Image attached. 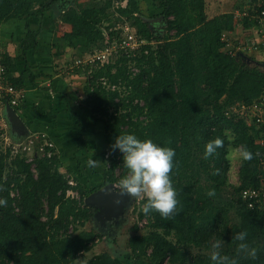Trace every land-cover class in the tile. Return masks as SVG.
Segmentation results:
<instances>
[{"label": "trees", "instance_id": "trees-1", "mask_svg": "<svg viewBox=\"0 0 264 264\" xmlns=\"http://www.w3.org/2000/svg\"><path fill=\"white\" fill-rule=\"evenodd\" d=\"M206 5V0H151L155 15L143 17L136 0H91L87 7L79 0H0V24L13 19L25 22L23 56L39 47V32L29 29V19H42L50 11H56L59 22L69 26L63 36H54L52 46L57 50L73 48L86 55L110 48L124 40L127 21L139 43L114 64L83 65L88 97L79 107L89 106L98 116L105 130V155H109L101 163L106 169L94 177L98 185L88 186L84 158L64 164L54 150L51 157H35L27 163L26 157H11L10 150L0 152V165L5 166L0 197L8 201L0 208V264H76L92 248L100 235L80 230L93 215L84 199L107 184L119 183L126 174L122 154L110 149L115 137L122 134L151 139L176 153L169 173L177 191L176 214L166 219L139 210L138 219L146 220L147 232L129 238L130 264H211V245L219 239L224 242L222 254L236 255L237 242L232 237L239 231H247V242L257 249L255 259L241 258V264H264V209H248L241 196L244 189L264 184L258 160L264 147L256 142L264 126H249L247 111L243 115L231 110L238 103L251 106L261 97L264 62L261 67L248 64L252 56L236 51L241 43L230 42L226 35L234 29V16L224 13L208 18ZM160 16L159 24L144 22V18ZM238 22L253 25L246 18ZM1 63L12 85L25 89L22 76H15L16 61L3 53ZM26 102L27 98L22 113ZM59 108L52 121L60 117ZM15 112L21 116L17 109ZM70 116L79 145L78 118L71 112ZM217 137L223 140V147L205 159L204 145ZM241 146L253 158L240 161L239 183L229 185V148ZM117 168L122 170L119 177L114 176ZM66 174L74 178L75 186L68 185ZM230 187L231 196L226 192ZM209 189H215V197L206 195ZM67 190L77 192L78 199L66 197ZM230 209L235 218L229 215ZM132 229L137 231V225ZM83 264L117 263L103 253Z\"/></svg>", "mask_w": 264, "mask_h": 264}, {"label": "rangeland", "instance_id": "rangeland-1", "mask_svg": "<svg viewBox=\"0 0 264 264\" xmlns=\"http://www.w3.org/2000/svg\"><path fill=\"white\" fill-rule=\"evenodd\" d=\"M139 3L140 9L143 11V17H153L154 10L151 11V0H136ZM234 0H206V7H220L219 12H225L230 9H232V2ZM79 3L83 7H87L91 4V0H79ZM208 12V10H207ZM50 12L49 14H51ZM48 14V13H47ZM54 17V19H53ZM53 17L51 16L52 23L54 24L58 35H62L65 30L61 28L62 24L59 22V19H57L56 11L53 14ZM56 21V23L54 22ZM23 21L19 19H15V23H20L19 26H21V23ZM127 25H130V23L127 21ZM65 26V25H64ZM67 26V25H66ZM19 28V33L16 35L18 38L21 37L19 35L24 36V31ZM2 31L3 34V40H0V55L4 52H6V49L8 47V42H11L14 40V36H8L9 30L6 28L4 31ZM161 35H164L165 33L161 31ZM26 35V34H25ZM226 35H229V32H226ZM7 37V40H6ZM11 46V45H10ZM138 48L139 45H135V48ZM67 47H60V49H53L52 53L55 51L60 54L55 56L54 60H52V63H54L52 66L56 69V72L53 74L55 77L58 78L57 83L55 84L56 88L58 90H63L66 93V97L61 100V96H57L58 104L57 108L61 110V107L67 102L66 104L68 106V110L78 118L79 126H80V136L81 140L79 142V146L81 149V153L84 157H80V154H76L77 158L85 160V165L83 168L88 174V186L94 187L98 185L99 180H95L94 177L97 176V171H104L106 169V166H101V163L104 161V158L106 155V152L108 151L106 145L104 144V138H105V130L103 125L98 122L99 118L96 114L91 113L89 106H82L79 107L82 102L88 97L86 93V77L83 74H77L75 71V68H71L69 70V64L75 63V60L83 61L85 57V54L79 52L78 49L69 48L68 51H66ZM65 51V52H64ZM16 50H13L10 48L9 52H7V56L14 55L13 60L15 59ZM21 57V56H20ZM263 59H260L259 57L253 56L251 60H247L248 64L252 66H258L260 63H263ZM109 63L112 62V64L115 63L114 59L108 60ZM20 70L23 71V62H21ZM261 67V65H259ZM83 68V67H82ZM84 68L82 70V73H84ZM50 78V77H49ZM120 97H123L124 90L121 88L120 90ZM142 102H140L141 105ZM45 105L43 108H41L43 111H45ZM28 109L26 108V113L24 114V118L27 120V122H32L33 119L36 118V122L30 123V129L23 133H18L15 130H12L10 127L9 122L7 121L6 114H3L2 108H0V152H5V142L12 143L18 145V149L21 152V154H18L16 156L20 157H28V159H34L35 157H43V155L39 154V144L41 145V135H37L36 130H40L44 128L45 118H50V115L46 113H40L35 110V106L33 102H29ZM48 109V108H47ZM46 109V110H47ZM111 112L114 111V109L110 110ZM56 112V111H55ZM69 112V113H70ZM25 113V112H24ZM31 114H33L31 116ZM22 115V113H21ZM35 117V118H32ZM72 118V117H71ZM51 119H49L48 122H50ZM52 121V120H51ZM75 122V121H74ZM64 126V125H63ZM74 130H76L75 124L73 125ZM31 131V132H30ZM33 131V132H32ZM25 135V136H24ZM11 139V140H10ZM38 140H41V143H39ZM33 144L31 145V142ZM26 148L25 151H22L21 149ZM13 157V156H11ZM106 157H109L107 154ZM87 158H94L98 160L100 163L97 164V166L92 170L90 167L86 165ZM228 162H229V171H228V179L227 182L229 185L237 186L238 185V170L241 158L239 156V149H234L232 147L229 148V153L227 156ZM107 160V159H106ZM4 165H0V176L5 174ZM92 171V173H91ZM122 170L119 168L115 169L114 176L119 177ZM60 172L64 173V170L61 168ZM66 179L70 182H72V186H75L74 178L69 175H65ZM116 186L120 187L119 183H114ZM230 196L232 193L231 187L228 188L226 191ZM225 192V193H226ZM223 194V199L225 198ZM144 199V197L139 198H129L128 203L125 205L123 209V216L119 217L118 221L111 225L110 223H106V227H104L102 230L98 227L95 218L91 217L90 220H88L84 226L80 230H94V232L98 233L100 237L93 243L92 248L88 251L83 253L78 257L76 260V264H83L96 255H100L103 253H107L110 255L113 260L117 264H130L128 256L129 254V248H128V240L131 236L138 234V235H144L147 232L146 229V220L142 219L141 221L138 219V212L139 210H142V205H140V201ZM221 203V202H220ZM93 211V209H92ZM229 215L232 218L234 217V209L229 210ZM117 219V218H116ZM137 225V231H133V227ZM169 240L171 237H169ZM190 252L194 253L196 252L195 249H190ZM128 259V260H127ZM131 264L133 262L131 261ZM167 264V263H166Z\"/></svg>", "mask_w": 264, "mask_h": 264}, {"label": "crops", "instance_id": "crops-1", "mask_svg": "<svg viewBox=\"0 0 264 264\" xmlns=\"http://www.w3.org/2000/svg\"><path fill=\"white\" fill-rule=\"evenodd\" d=\"M243 0H234L232 2V9L225 11V12H219V8L217 5L216 7L209 6L206 7V11L208 10L209 17L213 18L215 16H219L224 13H231L234 17V29L229 32V35L227 36L230 39V42L232 41H239V42H245L246 40H249L250 38L254 37V30L252 26H245L243 23H239L237 20H235V13L236 11L243 8L244 5ZM52 12L51 14H49ZM48 14L46 13L42 19L40 18H30L28 21V26L31 31L39 32L37 36V41L39 43V47L34 52H28L26 55H22V48L26 42V28H25V22L23 20L21 23H15V19L10 20L8 22H5L3 24H0V30H5L6 28L9 30L8 36H14L19 33V28L23 30L24 36L19 35L21 37H17L11 42H8V47L6 49L5 54L9 52L10 48L13 50H16V57L15 61L17 63V73L15 76L21 75L22 80L25 82V89L27 91V102H26V108L28 109L29 102H33L35 106V110L40 113H46L50 115V118L52 119L53 114H55V109L57 108V105L59 107L57 96H61V100L66 97V93L62 90H58L55 86L57 83L58 78L53 76V74L56 72V69L52 66L54 63H52V60H54V55H57V52L55 51L52 53L53 49H56V47L52 46V40L54 36L61 37L64 35L65 32L69 31V26H64L62 24L61 28L65 30V32L62 35H58V32L52 23L51 16L53 17L54 12L50 11ZM54 19V17H53ZM20 20V19H19ZM55 20V19H54ZM56 23V21H54ZM20 30V31H21ZM17 33V34H16ZM14 34V35H13ZM6 37V40H7ZM0 40H3V34L2 31H0ZM11 45V46H10ZM69 48L65 49L68 51ZM65 52V51H64ZM247 56H255L259 57L260 59H263L264 61V50H258V51H252L249 53H246ZM11 59L14 58V55H8ZM21 56V57H20ZM60 56V54L58 55ZM21 62H23V72L20 70ZM30 77L33 78V83H29ZM50 77V78H49ZM34 85V86H32ZM45 105V111H43L41 108H43ZM67 102L61 107L60 111V117L55 118L54 121H49L48 117L45 118V124L43 125L44 128L40 130L33 129L38 131L37 135H41L44 138L41 140H45L47 142H50L53 144L55 154L62 159V162L64 164H70L74 159H76V154H80V157H84L81 153V149L78 145V142L76 141V130H74L72 125V118L70 116L69 110L67 109L68 106ZM48 108V109H47ZM47 109V110H46ZM27 110H25V113H22L21 116H19L25 126L27 131L30 129V123H35L36 118L32 120V122H27V120L24 118V114ZM18 114V113H17ZM33 114H31L32 116ZM26 122L28 124H26ZM64 125V126H63ZM26 131V132H27ZM31 132V131H30ZM33 132V131H32ZM25 136V135H24ZM99 190V189H98ZM93 208V207H92ZM122 215L118 216L119 217ZM112 218H114L112 216ZM117 220L116 218H114Z\"/></svg>", "mask_w": 264, "mask_h": 264}, {"label": "clouds", "instance_id": "clouds-1", "mask_svg": "<svg viewBox=\"0 0 264 264\" xmlns=\"http://www.w3.org/2000/svg\"><path fill=\"white\" fill-rule=\"evenodd\" d=\"M221 147L223 140L219 137L207 142L204 145V158L213 156ZM110 149L118 150L122 154V166L126 169V174L119 180V195L144 197V214L158 213L166 219L175 215L178 204L177 191L169 175L173 168L175 150L159 146L151 139L141 140L135 134L116 136ZM239 156L242 161L253 158L252 152L243 146L239 149ZM98 163L94 158L86 161L90 168H95ZM206 195L215 197V189H209ZM7 204L8 201L0 197V208L6 207ZM247 237V231H239L233 235L232 240L237 242L235 256L222 254L221 247L224 242L221 239L212 243L209 256L211 264H241V258L255 259L257 249L249 245Z\"/></svg>", "mask_w": 264, "mask_h": 264}, {"label": "built area", "instance_id": "built-area-1", "mask_svg": "<svg viewBox=\"0 0 264 264\" xmlns=\"http://www.w3.org/2000/svg\"><path fill=\"white\" fill-rule=\"evenodd\" d=\"M244 7L241 10L236 11L235 20L240 21V19L246 18L249 21H252V27L254 30V37L246 40L245 42H240L241 45L235 50L243 53H249L252 51L264 50V0H243ZM130 25H126L123 28L124 40L120 43H113L110 48L96 49L90 54H86L83 61L75 60V63L69 64V70L75 68V71L82 72L83 68L86 67L83 65L95 64L98 63L102 65L108 60L117 59L122 56L123 53L127 51L135 50V45H139L136 40V37L130 31ZM130 32V33H129ZM225 35L222 36V40H225ZM231 44V43H230ZM229 46V45H228ZM2 54L0 55V108L4 110L5 106H10L14 111L15 109L18 112L22 113L21 106L24 104L27 98V91L24 88H17L12 85V83L6 78V71L4 66L1 63ZM83 67V68H82ZM77 72V73H78ZM85 72V71H84ZM89 73V72H88ZM82 74V73H81ZM233 111L240 114L248 113V116L245 117L247 125L256 126L260 129L264 126V90L261 93V97L258 100H255L251 106H244L243 104H236L232 107ZM244 115V114H243ZM44 138L41 136V139ZM11 140V139H10ZM31 145L33 144L32 141ZM256 142L264 147V131L259 133V138ZM5 148L10 150V155L15 157L21 152L18 149V145L5 142ZM25 151L26 148L21 149ZM54 153L53 144L50 142L42 140L41 145H39V154L51 157ZM107 156V155H106ZM105 158H108L106 157ZM26 162H32L33 159H28L26 157ZM261 168L264 170V155L258 157ZM68 185L72 186V182L68 181ZM115 185V184H114ZM115 187L119 188L115 185ZM11 196L14 194L11 192ZM241 196L244 201H246L247 208L253 210L256 206L260 209H264V184H261L259 188H247L241 192ZM66 197L78 199L77 192L73 190H67Z\"/></svg>", "mask_w": 264, "mask_h": 264}, {"label": "water", "instance_id": "water-1", "mask_svg": "<svg viewBox=\"0 0 264 264\" xmlns=\"http://www.w3.org/2000/svg\"><path fill=\"white\" fill-rule=\"evenodd\" d=\"M162 19V16L156 19L144 18V22L151 26L153 24L161 23ZM4 111L11 129L18 133L25 134L27 131L26 126L17 113L8 105L5 106ZM119 192L120 188L115 187V185L112 183L107 184L86 197L84 199V206L97 209L99 214H110L114 218H117L122 214L123 209L130 198L126 195H119Z\"/></svg>", "mask_w": 264, "mask_h": 264}, {"label": "flooded vegetation", "instance_id": "flooded-vegetation-1", "mask_svg": "<svg viewBox=\"0 0 264 264\" xmlns=\"http://www.w3.org/2000/svg\"><path fill=\"white\" fill-rule=\"evenodd\" d=\"M104 187V186H103ZM93 215L92 217L95 218V221L98 225V227L102 230L104 227H106V223H110L111 225L115 224L117 220H115L114 218H112V215L110 214H107V215H102V214H99L97 209L93 208ZM122 215V214H121Z\"/></svg>", "mask_w": 264, "mask_h": 264}]
</instances>
